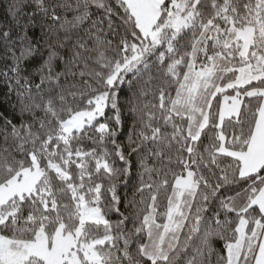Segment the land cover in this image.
Here are the masks:
<instances>
[{
    "label": "snow or ice",
    "instance_id": "obj_1",
    "mask_svg": "<svg viewBox=\"0 0 264 264\" xmlns=\"http://www.w3.org/2000/svg\"><path fill=\"white\" fill-rule=\"evenodd\" d=\"M0 8V264H264V0Z\"/></svg>",
    "mask_w": 264,
    "mask_h": 264
},
{
    "label": "trees",
    "instance_id": "obj_2",
    "mask_svg": "<svg viewBox=\"0 0 264 264\" xmlns=\"http://www.w3.org/2000/svg\"><path fill=\"white\" fill-rule=\"evenodd\" d=\"M3 15H4V13H3V9L0 8V16H3ZM36 35L39 36V31L36 32ZM7 106H8V105L5 104V107H7Z\"/></svg>",
    "mask_w": 264,
    "mask_h": 264
}]
</instances>
